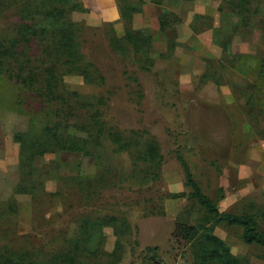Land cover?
<instances>
[{"label":"rangeland","instance_id":"1","mask_svg":"<svg viewBox=\"0 0 264 264\" xmlns=\"http://www.w3.org/2000/svg\"><path fill=\"white\" fill-rule=\"evenodd\" d=\"M74 1L79 11L66 19L93 79L63 73V88L100 113V144L89 154L35 158L34 190L21 192L18 138L29 120L0 103V203L12 207L0 215V248L31 251L42 264L70 250L89 222L88 248L110 254L98 264H192V246L173 236L181 222L211 229L242 264H264V246L245 244L241 228L171 197L190 192L181 158L220 213L254 215L264 228V0L238 29L241 18L221 11L222 0ZM167 13L179 22L160 30ZM14 24L0 11V39ZM132 31L149 36L147 44L127 43ZM0 89L16 93L2 78ZM30 103L41 109L40 99ZM147 143L157 148L154 160L138 155Z\"/></svg>","mask_w":264,"mask_h":264},{"label":"trees","instance_id":"2","mask_svg":"<svg viewBox=\"0 0 264 264\" xmlns=\"http://www.w3.org/2000/svg\"><path fill=\"white\" fill-rule=\"evenodd\" d=\"M162 1L153 0L155 4ZM222 1L221 11L241 18L242 23L237 29L246 27L252 4L257 0ZM5 10L10 11V15L15 18V24L12 34L0 39V78L16 93L11 98L0 89V103L28 116L29 127L25 133H21L18 141L24 181L21 192L29 193L34 190L36 183L33 179L35 158L59 152L93 153L100 144L103 124L99 112L88 111L92 106L86 99L63 88V73L78 74L87 81L93 79L91 65L84 64L79 53L77 26L66 19L68 14L79 11L78 3L74 0H0V11ZM178 22L177 16L167 13L159 21L158 27L164 30ZM149 39V36L132 31L127 35L126 42L133 43L138 49L147 44ZM116 43L123 42L116 40ZM260 62L264 68V60ZM98 78L101 82L102 78ZM32 98L35 101L40 99L41 109L32 108ZM85 114L90 117L83 120ZM70 128L86 136L71 134ZM113 137L118 145L128 147L129 143L122 144L119 135ZM141 148L143 151L138 152L139 157L155 159L157 148L153 143ZM179 161L185 186L190 192L173 194L171 197L195 200L207 215L213 217L216 224L241 228V239L245 244L264 246V228H260L258 218L250 214L220 213L193 179L187 164L181 158ZM5 210L11 212L12 207L0 203V215ZM115 220L111 218L109 222L114 223ZM93 225L83 222L77 243L70 250L48 254L42 264H98L104 256H110L101 247L88 248L86 243L94 231ZM173 236L192 246V264H242L209 228L179 222L175 225ZM33 256L31 251L0 248V264H38Z\"/></svg>","mask_w":264,"mask_h":264}]
</instances>
